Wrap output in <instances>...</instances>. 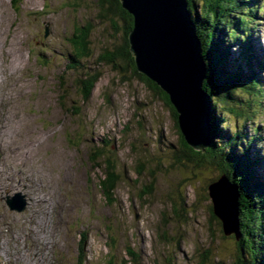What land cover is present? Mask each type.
Segmentation results:
<instances>
[{"label": "rangeland", "instance_id": "374dc122", "mask_svg": "<svg viewBox=\"0 0 264 264\" xmlns=\"http://www.w3.org/2000/svg\"><path fill=\"white\" fill-rule=\"evenodd\" d=\"M100 1L0 0V112L6 113L0 117V143L8 147L5 156L0 152V202L16 215L11 216L13 226L0 215V223H9L0 234V264H27L24 257L39 261L41 254L44 264H126L130 250L140 264H200L206 248L212 249L211 262L218 256L232 264V241H221L219 232L216 239L210 237L207 227V188L218 180V171L200 170L183 158L179 162L180 139L169 109L139 78L120 73L119 60L117 67L98 60L120 47L123 38L102 16ZM257 1L262 10L249 28L256 67L264 62V0ZM79 28H89L94 52L83 64L100 75L87 103L76 86L79 73L67 69L68 41ZM235 47L232 58L239 56ZM259 75L264 85V71ZM260 94L241 120L228 121L233 131L239 128L254 141L253 154L261 160ZM240 98L246 102L251 97ZM98 149L117 170L111 198L100 187ZM260 160L255 168L264 177ZM8 170L12 176L15 170L24 173L35 186L7 194L15 190H5ZM7 198L24 204V211H11ZM183 200L187 223L176 225L171 206ZM160 234L174 242L168 244ZM17 243L20 250L13 259ZM219 244H225L222 253L216 252Z\"/></svg>", "mask_w": 264, "mask_h": 264}, {"label": "trees", "instance_id": "16d2710c", "mask_svg": "<svg viewBox=\"0 0 264 264\" xmlns=\"http://www.w3.org/2000/svg\"><path fill=\"white\" fill-rule=\"evenodd\" d=\"M187 2L201 42L207 68L203 89L210 97L212 105L210 117L211 145L206 150L204 157L200 159V153L192 152L180 140L181 151L179 153L181 154L176 153L175 158L179 162L183 158L182 161L188 164H196L195 162L201 161L202 168L216 169L219 177L225 175L237 187L240 238L237 241L235 238L231 240L232 247L235 248V252L232 253L234 257L231 258L232 264H264V177H260V173L256 172L255 168L258 164L257 159L260 160V158H256L257 155L253 154L254 150L251 145L253 141H249L247 136L244 137L239 128L234 127L235 130L233 131L228 121V119L241 120L251 109L253 102L241 100L242 95L253 96V93L260 94L262 91L263 84L259 75L261 72L258 70H261L264 65L256 67L253 57L250 55L253 49L249 29L250 25L254 23L257 13H259L260 5H256L257 0H187ZM100 3L104 10L101 13L102 16L111 20L115 31L120 30L123 38H121L120 47H116L117 49L112 53L102 54L98 60L106 64H115L116 67V60H119L118 69L120 73H131L143 81L172 112L177 129V115L168 100V96L155 83L137 71L128 41L129 33L134 26L133 17L122 8L120 0H101ZM12 5L16 7L14 2ZM114 18L117 20L115 21ZM88 29H76L69 39V44H72V52L68 57L67 64L68 70L79 73L75 80L76 86L82 101L86 103L90 100L100 76L99 72H92L89 67L83 64L92 59L94 55L90 47ZM232 45L236 46L235 52L239 53L238 57L232 58ZM260 87L261 90L258 91ZM103 153V149L97 150L96 160L103 163H97L96 168L103 175L100 182L102 192L111 198L116 190L117 170L110 158L105 157ZM196 159L198 160L196 161ZM260 161V165L263 164L264 158H261ZM185 201L172 203V219L176 225L187 223L186 219H188L189 212L185 209ZM192 205L194 206V203ZM208 211L209 216L211 215L210 218L214 220L211 206L208 207ZM208 223L207 227L211 230L209 232L211 233L210 237L213 236L216 239V229L210 219ZM159 238L166 240V242L169 241L168 244L174 242L173 238H168L166 234H160ZM177 244H179L180 249V241ZM224 245L219 244L216 252H224ZM211 252L212 249L207 248L202 252L200 264H227L223 258L220 259L218 256H216L217 261L211 262ZM128 255L130 258L126 264H140L139 257L134 251L130 250Z\"/></svg>", "mask_w": 264, "mask_h": 264}, {"label": "water", "instance_id": "95a60500", "mask_svg": "<svg viewBox=\"0 0 264 264\" xmlns=\"http://www.w3.org/2000/svg\"><path fill=\"white\" fill-rule=\"evenodd\" d=\"M120 3L134 19L128 41L138 73L168 96L177 115L179 139L192 152L200 153L201 159L211 145L212 105L203 89L207 68L187 0H120ZM172 117L174 120L173 114ZM195 163L200 170L204 169L201 161ZM207 191L214 218L210 221L215 223L221 241L239 240L237 187L224 175L213 181Z\"/></svg>", "mask_w": 264, "mask_h": 264}, {"label": "bare ground", "instance_id": "6f19581e", "mask_svg": "<svg viewBox=\"0 0 264 264\" xmlns=\"http://www.w3.org/2000/svg\"><path fill=\"white\" fill-rule=\"evenodd\" d=\"M1 25V24H0ZM1 29V28H0ZM49 29V28H48ZM240 38V37H239ZM246 41V40H245ZM249 44V43H248ZM248 46V45H247ZM250 46V45H249ZM1 48V47H0ZM262 48V47H261ZM257 50V49H256ZM251 52V51H250ZM260 53V52H259ZM264 53V52H263ZM251 55V54H250ZM256 63V62H255ZM253 70V69H252ZM256 76H258V75H256ZM2 86V85H1ZM2 91H3V89L2 88H0V98H2L3 99V95H2ZM264 92V91H263ZM261 95V94H260ZM4 107V106H3ZM6 116V113L4 112V111H1L0 112V117L2 118V116ZM12 120V119H11ZM11 125V124H10ZM14 128V127H13ZM0 129H2V128H0ZM5 129H6V127H5ZM211 133V132H210ZM9 140V139H8ZM6 150H8V147L6 148V146H4L2 143H0V152L3 154V156H5L4 154H5V151ZM260 151V150H259ZM29 156V155H28ZM27 156V157H28ZM25 157H26V154H25ZM23 158V157H22ZM27 159H29V158H27ZM7 167V166H6ZM34 167V166H33ZM8 169V168H7ZM10 171L8 170V171H4V174L3 175H5L4 177H3V180H4V185H5V190H9V191H12L13 189H15L13 192H9V193H7V194H10L11 195V193H15L16 191H21V189H27V190H31L34 186H35V182H26V179H27V176L24 174V173H20L19 171H17V170H15V172H16V175L17 176H12V174L11 173H9ZM1 177V176H0ZM16 177L18 178V180L17 181H15V179H16ZM19 186L21 187V188H19ZM27 196V195H26ZM9 197H11V196H9ZM12 197H14V196H12ZM3 198H4V196H3ZM2 200L3 199H1V202H0V215H2L3 216V218L6 220V221H10V223H11V225L13 226L14 225V222H13V220L11 219V216L12 215H14V213H12V212H8V211H6V210H4V208L2 207ZM1 216V217H2ZM14 216H16V215H14ZM3 219V220H4ZM43 222V221H42ZM7 225H9V223L8 222H6V223H4V224H2V223H0V234L1 233H4L5 231L7 232V230H6V226ZM61 232V228H59V227H57L56 229H55V232H54V234L55 235H59V233ZM38 234H36V236H37ZM45 241V240H44ZM54 245V244H53ZM17 247H19V243H17L16 244V246H15V249L14 250H16V248ZM54 249H57L58 250V243H56L55 245H54V247H53ZM20 250V249H19ZM19 250H16L15 252H14V255L12 256V258L14 259L15 258V254L17 255V251H19ZM13 253V252H12ZM17 257V256H16ZM40 257H42L39 261H36L35 259H36V257H24L25 259H29L28 261L26 260H24V258L23 259H21V258H19V257H17V259H15V260H20V261H25V262H27V264H31V260H35V261H33L35 264H44V262H45V260H44V257H43V255L41 254L40 255ZM22 263V262H21ZM51 264V263H50Z\"/></svg>", "mask_w": 264, "mask_h": 264}]
</instances>
